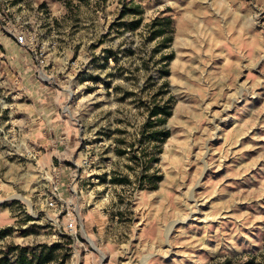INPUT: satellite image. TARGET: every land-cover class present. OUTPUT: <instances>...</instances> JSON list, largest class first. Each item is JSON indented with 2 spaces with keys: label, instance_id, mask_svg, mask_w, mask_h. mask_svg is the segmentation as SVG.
I'll return each instance as SVG.
<instances>
[{
  "label": "rangeland",
  "instance_id": "374dc122",
  "mask_svg": "<svg viewBox=\"0 0 264 264\" xmlns=\"http://www.w3.org/2000/svg\"><path fill=\"white\" fill-rule=\"evenodd\" d=\"M63 236L64 264H264V0H0V257Z\"/></svg>",
  "mask_w": 264,
  "mask_h": 264
},
{
  "label": "trees",
  "instance_id": "16d2710c",
  "mask_svg": "<svg viewBox=\"0 0 264 264\" xmlns=\"http://www.w3.org/2000/svg\"><path fill=\"white\" fill-rule=\"evenodd\" d=\"M128 12L134 15H140L141 11L138 7L134 6L133 8L128 9ZM140 25V20H137L134 23L135 28H137ZM158 30L155 31L154 35L157 37L164 38L163 42H172V38L167 37V34L171 32L170 28V22L164 19L156 20L154 24V28H157ZM111 52L108 51L109 57L107 59H114L117 61V58L113 56H110ZM171 59V57H162V61ZM108 62V61H107ZM164 74L167 76L168 72L164 71ZM170 107H166L164 105L155 104L152 109H150L149 113V123L146 125V127L152 129V128H158L160 126H163L168 118L171 116V111L169 110ZM169 132L165 129L154 131L152 134L154 140L156 142H164L165 139L168 137ZM156 162L158 159H154ZM154 185H156L160 182L161 177H153ZM4 233L3 235H5ZM63 241H67V243L58 242L53 245H41L37 247L36 249H27V248H15L14 251H18V255L16 256V262L14 264H64L65 260L67 261L70 257L71 249L70 244L71 240L68 236H63L61 238ZM64 246L66 249L64 250ZM64 252V253H63ZM63 254V255H61ZM60 256L64 258L63 261H60ZM0 264H13L11 260L9 259L8 255H4L0 257ZM246 264H254V261H249Z\"/></svg>",
  "mask_w": 264,
  "mask_h": 264
},
{
  "label": "built area",
  "instance_id": "2783aa9c",
  "mask_svg": "<svg viewBox=\"0 0 264 264\" xmlns=\"http://www.w3.org/2000/svg\"><path fill=\"white\" fill-rule=\"evenodd\" d=\"M29 37H32V36H31V33H27V32H23V31H22L21 33H19V34L16 36L17 44L20 45V46H24V45H26V44L29 42ZM44 50H45V48L42 46V47L39 49L40 54H39L38 57H37V61L40 63V65H41L42 67H46V66H47V64H46V57H45L46 54L44 53ZM54 195H55V194H54ZM47 206H48L49 208H51V209H54V208L57 207V203H56V200H55L54 196L50 198L49 202H47ZM73 224H74L73 221H70V224L68 225V229H69L70 231L73 230V227H74Z\"/></svg>",
  "mask_w": 264,
  "mask_h": 264
}]
</instances>
